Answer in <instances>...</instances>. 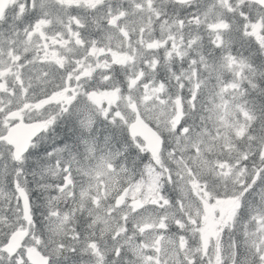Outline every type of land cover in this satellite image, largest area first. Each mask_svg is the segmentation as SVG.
Masks as SVG:
<instances>
[{
    "label": "snow or ice",
    "instance_id": "snow-or-ice-1",
    "mask_svg": "<svg viewBox=\"0 0 264 264\" xmlns=\"http://www.w3.org/2000/svg\"><path fill=\"white\" fill-rule=\"evenodd\" d=\"M0 264H264V0H0Z\"/></svg>",
    "mask_w": 264,
    "mask_h": 264
}]
</instances>
